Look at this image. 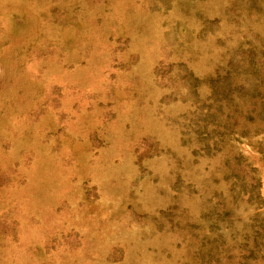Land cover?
<instances>
[{
	"label": "rangeland",
	"instance_id": "374dc122",
	"mask_svg": "<svg viewBox=\"0 0 264 264\" xmlns=\"http://www.w3.org/2000/svg\"><path fill=\"white\" fill-rule=\"evenodd\" d=\"M0 264H264V0H0Z\"/></svg>",
	"mask_w": 264,
	"mask_h": 264
}]
</instances>
